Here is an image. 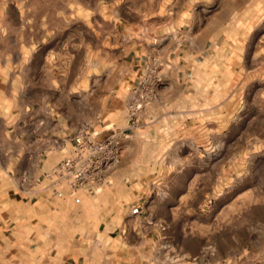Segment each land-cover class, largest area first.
I'll return each instance as SVG.
<instances>
[{"label":"rangeland","instance_id":"1","mask_svg":"<svg viewBox=\"0 0 264 264\" xmlns=\"http://www.w3.org/2000/svg\"><path fill=\"white\" fill-rule=\"evenodd\" d=\"M138 89L80 206L21 202L0 169V264H264V0H0V127L120 131Z\"/></svg>","mask_w":264,"mask_h":264},{"label":"built area","instance_id":"2","mask_svg":"<svg viewBox=\"0 0 264 264\" xmlns=\"http://www.w3.org/2000/svg\"><path fill=\"white\" fill-rule=\"evenodd\" d=\"M139 89L128 101L127 125L106 134L99 116L94 122L81 123L68 137L49 141L44 136L45 121H32L34 137L42 141L38 151L27 154L30 164L15 175V185L24 196L35 198L43 194L51 201H71L80 206L83 197H94L112 185V173L122 159V139L127 131L138 126L139 113L145 103L137 97ZM70 150L53 168L37 176L43 159L51 151Z\"/></svg>","mask_w":264,"mask_h":264},{"label":"crops","instance_id":"3","mask_svg":"<svg viewBox=\"0 0 264 264\" xmlns=\"http://www.w3.org/2000/svg\"><path fill=\"white\" fill-rule=\"evenodd\" d=\"M47 109L51 111V109ZM48 115L44 116L41 115L39 111L30 109L25 112L22 110L19 112L16 111V114L13 115L14 123L9 126L4 125L0 127V169L8 171L9 167H12V170L18 174L30 164V161L27 159L28 152L38 151L42 147V141L34 137L32 133V121H45L43 134L47 139L45 140L46 142L54 138L63 140L66 138L60 135L65 131L64 125L55 119H51ZM80 124L81 123H79V125ZM106 134H109V132L106 131ZM69 150L70 147L68 146L63 151H51V153L43 159L37 176H41L44 172L53 168L66 156ZM15 194L19 196L21 202L34 203L35 205L43 202L53 204V201L49 200L43 194H38L35 198L30 197V199L19 191Z\"/></svg>","mask_w":264,"mask_h":264}]
</instances>
